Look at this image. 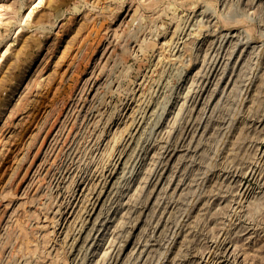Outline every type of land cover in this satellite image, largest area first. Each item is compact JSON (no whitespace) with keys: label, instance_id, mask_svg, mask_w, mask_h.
I'll return each instance as SVG.
<instances>
[{"label":"rangeland","instance_id":"374dc122","mask_svg":"<svg viewBox=\"0 0 264 264\" xmlns=\"http://www.w3.org/2000/svg\"><path fill=\"white\" fill-rule=\"evenodd\" d=\"M0 264H264V0H0Z\"/></svg>","mask_w":264,"mask_h":264}]
</instances>
